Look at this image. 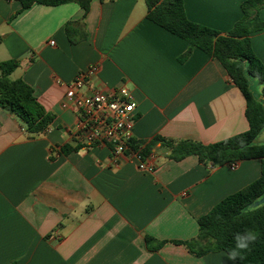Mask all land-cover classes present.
Instances as JSON below:
<instances>
[{
  "label": "crops",
  "instance_id": "0c3cea01",
  "mask_svg": "<svg viewBox=\"0 0 264 264\" xmlns=\"http://www.w3.org/2000/svg\"><path fill=\"white\" fill-rule=\"evenodd\" d=\"M183 1L190 21L225 35L246 0ZM21 8L0 0V62L19 61L11 78L30 85L56 119L32 136L0 105V264H232L225 252L197 257L173 243L152 252L145 238L195 239L201 217L260 178L261 160L204 166L157 146L155 172H142L128 154L71 139L78 114L62 107L66 89L57 83L97 64L86 91H132L135 142L210 145L249 130L246 99L222 64L199 49L181 62L189 43L150 22L146 0H92L87 15L76 3L35 4L13 17ZM82 20L66 33V23ZM251 43L264 64V29Z\"/></svg>",
  "mask_w": 264,
  "mask_h": 264
},
{
  "label": "trees",
  "instance_id": "16d2710c",
  "mask_svg": "<svg viewBox=\"0 0 264 264\" xmlns=\"http://www.w3.org/2000/svg\"><path fill=\"white\" fill-rule=\"evenodd\" d=\"M21 10L33 5L55 7L69 3L78 4L85 12L90 11L92 0H17ZM147 19L168 33L189 43V50L180 58L184 62L194 49H199L218 60L234 84L246 99V117L249 130L220 141L205 145L193 140H173L157 136L150 142H130V148L148 156L157 146L167 151L168 158L180 162L189 156H197L204 166L222 167L248 160H261V176L247 187L225 198L207 215L198 220L199 231L189 241H157L146 236L148 250L159 251L165 244L185 246L197 257L213 252L227 253L234 247L233 236L237 232L252 230L258 239L243 253L244 259L237 264H264V204L253 205L264 197V143H256L264 131V64L255 54L251 36L264 29L260 11L264 0H246L241 9L243 16L233 29L223 35L215 29L190 21L183 0H146ZM81 22H68L64 30L69 35L71 28ZM75 41H72L74 43ZM17 60L0 62V105L15 115L32 136L45 133L56 116L38 101L35 90L23 80H13L11 75L19 68ZM257 80L261 94L253 88ZM80 148L65 147L67 154Z\"/></svg>",
  "mask_w": 264,
  "mask_h": 264
},
{
  "label": "built area",
  "instance_id": "2783aa9c",
  "mask_svg": "<svg viewBox=\"0 0 264 264\" xmlns=\"http://www.w3.org/2000/svg\"><path fill=\"white\" fill-rule=\"evenodd\" d=\"M54 44L51 42V45ZM99 71V65L94 64L80 72L71 82L57 80V83L66 89L62 107L73 108L78 114L77 123L69 130L71 139L85 148L111 147L115 158L128 154L137 161L140 171L155 172L154 155L145 156L130 148L137 121L132 91L127 86L112 92L86 91L88 84ZM229 166L236 169L238 163Z\"/></svg>",
  "mask_w": 264,
  "mask_h": 264
},
{
  "label": "clouds",
  "instance_id": "9594fccd",
  "mask_svg": "<svg viewBox=\"0 0 264 264\" xmlns=\"http://www.w3.org/2000/svg\"><path fill=\"white\" fill-rule=\"evenodd\" d=\"M257 239V233L252 230L235 233L233 236L234 247L227 252L226 259L232 264H235L237 260H243L245 258L243 253L250 251V247L255 244Z\"/></svg>",
  "mask_w": 264,
  "mask_h": 264
},
{
  "label": "water",
  "instance_id": "95a60500",
  "mask_svg": "<svg viewBox=\"0 0 264 264\" xmlns=\"http://www.w3.org/2000/svg\"><path fill=\"white\" fill-rule=\"evenodd\" d=\"M256 143H258V144L264 143V131L259 135V137L256 140ZM262 204H264V197L261 200H259L258 202H256L253 205V207H257V206H260Z\"/></svg>",
  "mask_w": 264,
  "mask_h": 264
},
{
  "label": "rangeland",
  "instance_id": "374dc122",
  "mask_svg": "<svg viewBox=\"0 0 264 264\" xmlns=\"http://www.w3.org/2000/svg\"><path fill=\"white\" fill-rule=\"evenodd\" d=\"M253 88L257 94H261V86L257 80L254 81Z\"/></svg>",
  "mask_w": 264,
  "mask_h": 264
}]
</instances>
